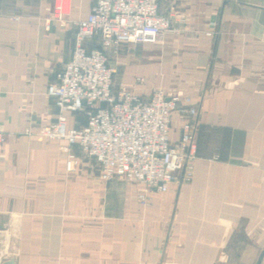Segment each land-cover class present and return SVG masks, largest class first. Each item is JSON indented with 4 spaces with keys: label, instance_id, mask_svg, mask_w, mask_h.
<instances>
[{
    "label": "crops",
    "instance_id": "0c3cea01",
    "mask_svg": "<svg viewBox=\"0 0 264 264\" xmlns=\"http://www.w3.org/2000/svg\"><path fill=\"white\" fill-rule=\"evenodd\" d=\"M0 0V264H256L264 252V0H160L176 30L108 53L117 87L160 88L199 109L192 177L155 191L105 180L42 127L65 115L46 92L95 0ZM89 51L100 39L86 41ZM173 115L171 138L180 136ZM76 166L68 170L69 153ZM217 156V157H215ZM260 264H264V255Z\"/></svg>",
    "mask_w": 264,
    "mask_h": 264
},
{
    "label": "built area",
    "instance_id": "2783aa9c",
    "mask_svg": "<svg viewBox=\"0 0 264 264\" xmlns=\"http://www.w3.org/2000/svg\"><path fill=\"white\" fill-rule=\"evenodd\" d=\"M52 18L62 21L70 11L68 0H52ZM160 0H95L90 12L77 19L72 58L57 70L47 86L61 111L84 115L85 123L70 126L65 115L45 124L41 134L65 139L94 160L105 180L120 177L139 184L137 197L143 206L155 191H167L192 177L197 157L199 109L179 94L157 88L143 96L116 83V68L109 54L127 44L157 42L175 31L169 13L159 10ZM98 37L100 47L89 51L86 41ZM181 122L180 136L171 138L173 115ZM6 134L0 128V147ZM217 157V156H215ZM69 153L66 167L75 169Z\"/></svg>",
    "mask_w": 264,
    "mask_h": 264
},
{
    "label": "water",
    "instance_id": "95a60500",
    "mask_svg": "<svg viewBox=\"0 0 264 264\" xmlns=\"http://www.w3.org/2000/svg\"><path fill=\"white\" fill-rule=\"evenodd\" d=\"M263 255H264V252H262V253L260 254V256H259L258 261H257L256 264H260V263H261V260H262V258H263Z\"/></svg>",
    "mask_w": 264,
    "mask_h": 264
}]
</instances>
